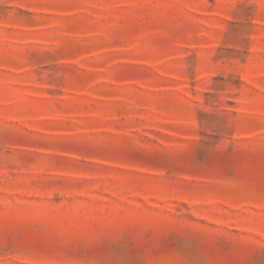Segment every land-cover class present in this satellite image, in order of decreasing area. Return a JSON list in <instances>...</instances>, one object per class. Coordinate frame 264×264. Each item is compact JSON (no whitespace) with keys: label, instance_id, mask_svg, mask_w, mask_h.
<instances>
[{"label":"rangeland","instance_id":"374dc122","mask_svg":"<svg viewBox=\"0 0 264 264\" xmlns=\"http://www.w3.org/2000/svg\"><path fill=\"white\" fill-rule=\"evenodd\" d=\"M0 264H264V0H0Z\"/></svg>","mask_w":264,"mask_h":264}]
</instances>
